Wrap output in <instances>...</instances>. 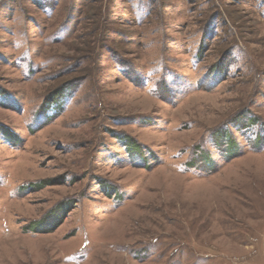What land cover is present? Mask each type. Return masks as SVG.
I'll use <instances>...</instances> for the list:
<instances>
[{
	"label": "rangeland",
	"instance_id": "rangeland-1",
	"mask_svg": "<svg viewBox=\"0 0 264 264\" xmlns=\"http://www.w3.org/2000/svg\"><path fill=\"white\" fill-rule=\"evenodd\" d=\"M0 264H264V0H0Z\"/></svg>",
	"mask_w": 264,
	"mask_h": 264
},
{
	"label": "trees",
	"instance_id": "trees-1",
	"mask_svg": "<svg viewBox=\"0 0 264 264\" xmlns=\"http://www.w3.org/2000/svg\"><path fill=\"white\" fill-rule=\"evenodd\" d=\"M63 93H64V90H63L62 88H60V89H58L57 91L51 93V94L47 97V100L45 101L44 106L42 107V109L45 110V111H47V110H49L50 108H52L53 106H55V105H57V108L60 107V106H59V105H60L59 103H60V101H61L60 99H61V97L63 96ZM130 144L134 145L133 142H130ZM129 148H130V150H132V149H131V146H130ZM126 150H127V152L129 153L128 149H126ZM46 185H47V184H46ZM40 187H43V185L40 186ZM63 204H64V203H61L58 207H56V210H54V212H51V213H49V214L51 215V214L55 213L56 211L60 210L59 208H62ZM65 206H68V208L73 209V208L71 207L70 204H69V205L66 204ZM68 208H67V209H68ZM67 209H66V210H67ZM68 213H69V209H68V211H65V215L67 216ZM48 217H49V216H46L45 218H43V220H42L41 222H39L38 225L43 224V223L48 219ZM64 218H65V216H64ZM64 218H63L62 220H60L59 223H58L54 228H51V229L46 230V231H47V232L49 231L48 233H50V231H53L58 225L62 224ZM30 228H31V227H30ZM35 230L38 231V232H42V231H43V230H40V229H35ZM42 233H43V232H42Z\"/></svg>",
	"mask_w": 264,
	"mask_h": 264
}]
</instances>
